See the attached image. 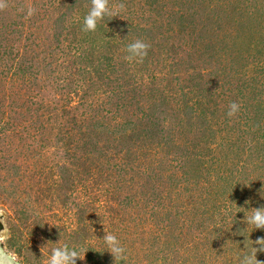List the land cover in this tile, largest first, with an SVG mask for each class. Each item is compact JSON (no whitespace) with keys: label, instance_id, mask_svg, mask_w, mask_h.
<instances>
[{"label":"rangeland","instance_id":"374dc122","mask_svg":"<svg viewBox=\"0 0 264 264\" xmlns=\"http://www.w3.org/2000/svg\"><path fill=\"white\" fill-rule=\"evenodd\" d=\"M0 35L2 251L264 264V0H0Z\"/></svg>","mask_w":264,"mask_h":264},{"label":"trees","instance_id":"16d2710c","mask_svg":"<svg viewBox=\"0 0 264 264\" xmlns=\"http://www.w3.org/2000/svg\"><path fill=\"white\" fill-rule=\"evenodd\" d=\"M83 22V23H82ZM80 26H79V28H81L82 29V32H86L87 30V25H88V21L85 19L84 21H81L80 22ZM80 29V30H81ZM1 36V35H0ZM4 36V35H3ZM139 48L141 49V51H145V50H147V53H146V51H145V53H144V56H146L147 54L149 55V52H150V49H149V47L147 46V47H145L144 49H143V47L141 48L140 46H139ZM127 55H128V60H127V64L128 65H130L131 63H137V61H134V59L135 58H137V54L135 53L136 51H137V49H138V46H136V45H132V46H128L127 47ZM148 55H147V57H148ZM68 57H70V56H68ZM148 58H151V57H148ZM68 62L67 63H69V61L70 60H67ZM69 65V64H68ZM69 84V83H68ZM193 145H195V143L193 144ZM72 150V152H75V150L74 149H71ZM3 228V224H2V222L0 221V231H1V229Z\"/></svg>","mask_w":264,"mask_h":264},{"label":"water","instance_id":"95a60500","mask_svg":"<svg viewBox=\"0 0 264 264\" xmlns=\"http://www.w3.org/2000/svg\"><path fill=\"white\" fill-rule=\"evenodd\" d=\"M0 264H20L0 248Z\"/></svg>","mask_w":264,"mask_h":264}]
</instances>
